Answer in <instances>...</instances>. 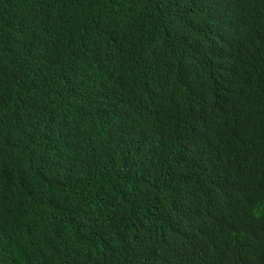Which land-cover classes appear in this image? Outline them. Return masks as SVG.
<instances>
[{"label":"trees","instance_id":"16d2710c","mask_svg":"<svg viewBox=\"0 0 264 264\" xmlns=\"http://www.w3.org/2000/svg\"><path fill=\"white\" fill-rule=\"evenodd\" d=\"M181 1L88 0L82 13L72 14L64 0H0V148L10 149L18 164L11 169L27 172L28 165L40 167L48 157L37 151H53L46 137L64 147L36 175L44 186L41 200H0V264H264V69L261 74L258 66L264 0H207L202 6L183 0L191 13ZM29 3L42 9L35 17L37 43H57L67 52L103 37L98 50L114 63L122 53L131 56L153 78L163 71L153 66L159 53L144 47L145 30L158 34L153 45L163 36L185 46V63L162 65L180 76L164 74L163 83L172 84L170 97L190 95L189 105L165 103L156 112L165 114L169 127L173 112L183 114L200 95L206 128L215 133L208 156L181 155L144 122L134 131L142 145L137 162L124 148L131 131L127 122L105 126L90 111L84 141L43 111L23 107L10 89L26 84L20 65L25 62L17 60L23 46L10 42L7 22ZM113 9H120L113 25L133 13L134 27L97 30L95 19ZM230 17L235 28L224 31ZM173 29L181 35L170 33ZM167 56L179 60L176 52ZM234 56L250 65L251 78L243 86L232 84L234 74L228 73ZM138 79L132 73L127 81L133 86ZM135 104L145 113L154 105L145 99ZM176 134L184 141L195 138L191 130ZM139 169L148 170L140 172L142 183L107 185L115 171L133 179ZM93 215L103 223L91 220Z\"/></svg>","mask_w":264,"mask_h":264},{"label":"clouds","instance_id":"9594fccd","mask_svg":"<svg viewBox=\"0 0 264 264\" xmlns=\"http://www.w3.org/2000/svg\"><path fill=\"white\" fill-rule=\"evenodd\" d=\"M206 1L194 0L198 6L204 5ZM87 2L88 0H70V2L64 0L68 7L72 5V14L82 13L84 4L86 5ZM179 5L190 13L194 12L183 0ZM40 11H42L40 6L29 3L21 7L13 16L10 24L7 22L10 42L23 46L17 52V60H24L25 62H20V65L24 72L26 84L17 83L11 85V87L9 86L16 101L27 109L33 108L43 111L50 122L59 124L69 135L78 136L84 141L86 137L83 136V130L90 124L86 120V116L90 111L93 112L94 118H96L97 111L100 122L105 126H115L118 123L127 122L131 131L128 132L125 138L124 148L137 162L142 145L135 136L138 130L134 131L137 128L136 124L143 127L144 122L152 124L157 129V134L173 144L175 150L181 155L185 157L193 155L196 158L208 156V145L214 138L215 133L213 130L206 128L200 95L197 96L195 102H191L189 109L185 110L183 114L178 115V113L173 112L174 121L169 127H166L163 123L165 114H162L164 117L161 118V114L157 115L156 112V107L162 106L161 109H163L165 103H177L178 106L189 105L190 95H182L181 99L177 94L170 97L167 90L172 84L163 83L166 80L165 75L169 77L177 73L173 70L163 69L162 65L167 64L169 68L173 69L178 68L180 61L181 64L185 63L189 57L185 46L178 45L176 41L165 42L163 36L162 41L159 37L153 45L154 35L157 33L148 27L145 30L144 47L150 54L159 53V58L153 66L154 69L157 68L163 71H155L153 78L150 71L142 72L138 70L131 56L122 53L123 58L114 63L112 58L110 59L98 50L95 44L103 37L91 39L84 42L75 51L67 52L62 51L57 43H37L40 40L37 36H34L37 31L36 25H38L35 17ZM119 13L120 9L117 11L113 9L107 15L104 12L95 19L96 24L94 27L101 32H105L113 26L120 33L133 28L138 17L133 13L123 11L122 14L126 13L124 18L118 24H112V17ZM17 15H19L18 19L14 23ZM262 16H264V13ZM226 20L223 30L232 31L235 28V22L231 17ZM173 30L175 31L170 33L181 35L179 29ZM51 45H56L58 51ZM170 51L176 52L179 60L168 58L167 53ZM228 65V73L234 74L231 79L232 84L243 86L249 81V77L251 78L250 65L243 63L239 56H234ZM258 66L262 74L264 53L258 62ZM132 73L139 77L133 86L127 81ZM157 73L160 77L156 76ZM180 80L182 79L180 78ZM213 80L216 81V77ZM251 85L254 86L255 83L251 81ZM142 99L154 104L147 109V113L141 111L143 109L135 104ZM179 129L184 133L191 130L195 138L184 141L176 134ZM46 141L53 151L50 153L42 149L37 151L48 156L45 163L54 159L51 155L64 151L61 141L50 137H46ZM45 163L40 167L28 165L27 172L20 171L19 168L13 170L11 168L18 164L11 161L10 149L0 148V200L18 204H30L33 201L41 200L44 186L39 178H36V175L43 170V167L46 168ZM147 171L146 169H139L136 171V176L133 175V179H124L117 170L107 185L111 188H121L131 182L140 184L142 183L140 172L146 174ZM91 220H95L100 224L103 223L95 215L92 216Z\"/></svg>","mask_w":264,"mask_h":264}]
</instances>
